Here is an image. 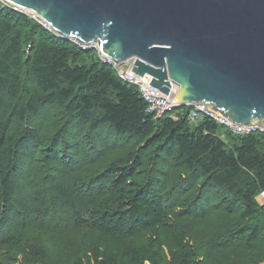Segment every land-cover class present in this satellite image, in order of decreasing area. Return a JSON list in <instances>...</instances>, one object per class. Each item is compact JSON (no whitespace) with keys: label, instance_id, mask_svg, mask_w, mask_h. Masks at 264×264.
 Returning <instances> with one entry per match:
<instances>
[{"label":"trees","instance_id":"1","mask_svg":"<svg viewBox=\"0 0 264 264\" xmlns=\"http://www.w3.org/2000/svg\"><path fill=\"white\" fill-rule=\"evenodd\" d=\"M148 108L94 50L0 1V264H210L264 242V135H234L208 117L193 124L189 106L158 119ZM43 109L58 111L60 127L101 133L99 144L128 136L139 149L89 172L76 155L94 151L66 126L49 138L30 127ZM176 168L186 175L169 191ZM215 214L242 224L198 239L196 225ZM84 231L92 239L55 258L48 237Z\"/></svg>","mask_w":264,"mask_h":264},{"label":"water","instance_id":"2","mask_svg":"<svg viewBox=\"0 0 264 264\" xmlns=\"http://www.w3.org/2000/svg\"><path fill=\"white\" fill-rule=\"evenodd\" d=\"M61 38L98 43L115 64L181 106L206 103L235 125L264 122V0H5ZM126 67V66H125Z\"/></svg>","mask_w":264,"mask_h":264},{"label":"rangeland","instance_id":"3","mask_svg":"<svg viewBox=\"0 0 264 264\" xmlns=\"http://www.w3.org/2000/svg\"><path fill=\"white\" fill-rule=\"evenodd\" d=\"M95 53H97L95 51ZM128 62V61H127ZM127 62L123 64H127ZM23 76H26V71L22 72ZM59 120V121H58ZM63 119L58 114L57 110H47L43 109L42 116L39 120H30V127L37 129L40 134L44 136V138L51 137L54 132L61 129L63 126L65 130L68 132V137L75 138V141H78L79 146H83V148L93 149V156L88 155L87 158L81 160L80 157L76 155L82 167L88 168L87 170L96 172L103 171L108 165L119 159L125 157L130 151H138V141L134 140L128 136H120L115 140L104 141L103 143H97L96 138L101 136L99 132H89V129L83 123H80L81 126L74 127L68 121H64L62 127H60V123H62ZM223 131L228 132V129L223 127ZM81 153V151L79 150ZM72 160H75V157H72ZM182 175H186V171L184 169H169L167 174V180L165 182V186L167 190H172L178 180ZM260 203H263L264 200L262 197L258 198ZM242 222L239 221L237 216H223L219 214H215L209 218H207L203 223H199L195 227V233L198 239L206 241L213 238L218 237L221 234L228 233L233 228H239ZM48 244L54 250V256L59 260H66L68 255L72 254L73 250V242H81L86 243L88 240L92 239L91 234L84 231L82 234L77 233H68L66 235H53L48 237ZM256 250L251 253L242 251V250H230L228 252H219L215 253L210 257V264H254L255 262L259 264H264V242H259L256 245ZM246 259V260H245Z\"/></svg>","mask_w":264,"mask_h":264},{"label":"built area","instance_id":"4","mask_svg":"<svg viewBox=\"0 0 264 264\" xmlns=\"http://www.w3.org/2000/svg\"><path fill=\"white\" fill-rule=\"evenodd\" d=\"M0 1L4 3L6 6H9L10 8L14 9L15 11L30 16L32 19H34L39 24H41L43 27L50 30L49 25L46 24V22L41 18H39L37 15L29 13L28 11L23 10L19 7L13 6L8 2H6L5 0H0ZM71 41L83 50L96 51L98 58L104 64L111 65L115 68L116 73L118 74L120 79H122L127 83L136 85L140 93L142 94L143 98L146 100V102L149 105L148 111L151 114H153L155 118L157 119L162 118L163 116L174 111L175 109L185 107L173 101L176 93L179 90V86L177 84L172 83L171 92L169 95H166L158 88L151 85L152 82L151 76L146 75L145 77H140L134 74L132 69L135 64V59L129 60L127 64H115L102 54L98 43H92L86 45L76 39H73ZM187 106H189L187 115L190 122L193 124H197L198 122L203 121L205 118L208 117L216 121L217 124L228 129V132L234 135H247L253 133H259L264 135V122H261L259 124L250 123L249 125H235L227 117L222 115L220 112L216 111L212 105L206 103H194L192 105H187ZM261 197L264 200V192L262 193Z\"/></svg>","mask_w":264,"mask_h":264}]
</instances>
